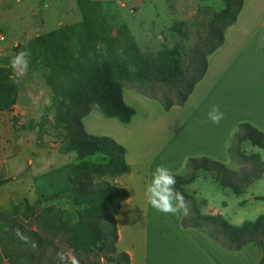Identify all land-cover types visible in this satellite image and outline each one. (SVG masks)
<instances>
[{"label": "rangeland", "instance_id": "rangeland-1", "mask_svg": "<svg viewBox=\"0 0 264 264\" xmlns=\"http://www.w3.org/2000/svg\"><path fill=\"white\" fill-rule=\"evenodd\" d=\"M87 1L91 4L89 13L84 16L77 0H0V35L4 37L0 42V68H12L10 61L15 54L25 50L30 53L27 71L19 67L13 70L17 89L15 104L0 112V181H6L0 186V213L28 204L38 208L56 206L68 210L74 219L76 216V208L67 196L53 195L66 190L57 172L68 164L79 163L78 153L67 138L63 117L68 104L67 87L79 76L64 65L52 63L49 46L54 43L61 46L74 66L86 67L90 72H96L99 64L123 57L131 59L130 68L134 69V53L130 51L128 38L138 54L158 56L164 49L175 50L176 57L185 66L191 48L206 34L211 15L225 6L223 0ZM259 54L264 55V52ZM260 63L262 65L244 67L234 62L223 74H218L220 77L213 82L206 100L185 126L186 129L196 127L192 134L198 139L192 140L203 145L190 148V158L205 157L221 162L220 152L211 151L212 155L204 142L207 136L214 134L217 125L208 117L213 105L219 106L222 120L227 119L225 122L248 121L264 133V126L257 124L264 117V60ZM136 85L134 82L123 89L153 93L147 86L138 89ZM175 91L167 94L173 99ZM155 93L160 96L161 91ZM178 122L165 116L163 131L158 134L159 144L167 140ZM245 150L259 153L264 161V151H257L250 145ZM224 154L223 164L238 171L240 166L229 160L225 149ZM89 160L97 163L100 159L95 156ZM162 161L160 159L161 164ZM162 166L170 168V164ZM185 167L176 173L186 174ZM41 175L56 183L57 189L51 191L52 195H32ZM29 179L31 183L27 182ZM184 191L193 197L201 215L219 214L233 226L264 217V201H254L255 196H264V175L239 197L221 188L212 173L203 171ZM243 200L246 204L239 206ZM200 202L205 205L199 206ZM5 231L0 227V236ZM65 257L61 264L72 262L70 250ZM0 264H7L1 244ZM99 264L112 263L101 260Z\"/></svg>", "mask_w": 264, "mask_h": 264}, {"label": "trees", "instance_id": "trees-1", "mask_svg": "<svg viewBox=\"0 0 264 264\" xmlns=\"http://www.w3.org/2000/svg\"><path fill=\"white\" fill-rule=\"evenodd\" d=\"M223 1L224 8L211 15L206 34L191 48L185 66L181 65L175 50L164 49L158 56L141 55L128 38L130 51L134 53V69L130 68L131 59L123 57L112 63L99 64L96 72H90L86 67L74 66L61 46L56 43L49 46L51 62L64 65L79 76L67 87L68 104L63 114L67 138L78 153L79 163L75 164L67 177L68 189L53 195L67 196L76 208V216L74 219L68 210L56 206L38 208L28 204L1 212L0 227L6 231L0 236V244L7 264H61L56 253L65 255L67 250L71 251L77 264H99L101 260L112 264H129L128 256L118 253L115 248V216L121 203L127 199L128 192L102 180L129 172L125 161L126 149L112 138L86 133L82 118L96 110L104 117L114 118L122 124L129 123L136 110L124 102L122 90L134 82H137L138 89L141 86L149 87L153 93L137 92L159 102L164 111L174 106H185L195 85L206 73L207 57L222 45L224 30L236 22L242 8L243 0ZM77 4L80 12L87 16L91 3L77 0ZM157 90L161 91L160 96H156ZM172 90H176L173 99L167 94ZM16 99L13 69L0 68V112L11 109ZM247 145L264 151V133L248 122H241L227 148L229 160L240 166L238 171L205 157L188 158L187 173L175 175V187L183 193L190 208V214L181 220L183 228L201 230L208 239L228 251H239L252 244L260 249V264H264V217L233 226L219 214L201 215L193 197L184 191L203 171L212 173L218 185L229 189L235 196L245 194L248 187L264 175L261 155L247 152ZM95 156L100 159L97 163L89 160ZM5 183L0 181V186ZM254 201H264V196H255ZM246 202L241 201L239 206ZM204 205V202H200L199 206ZM17 229L29 237L30 243L18 238ZM31 242L36 246L32 247Z\"/></svg>", "mask_w": 264, "mask_h": 264}, {"label": "crops", "instance_id": "crops-1", "mask_svg": "<svg viewBox=\"0 0 264 264\" xmlns=\"http://www.w3.org/2000/svg\"><path fill=\"white\" fill-rule=\"evenodd\" d=\"M223 38L222 45L207 57L206 73L195 85L185 106H174L169 111H164L157 101L126 88L122 90L124 102L136 110V115L129 123L122 124L114 118L104 117L95 110L82 118L86 133L97 137L108 135L106 137L112 138L126 149L125 161L130 168L129 172L116 178L104 177L102 180L128 192L127 199L121 203L115 216V248L118 253L128 256L129 264L261 262L262 254L258 247L248 244L239 251L225 250L208 239L201 230L183 228V217L165 215L154 210L147 203L145 196L146 185L151 181L157 166L170 164L169 170L174 175L183 176V172H176L186 166V161L192 154L188 150L195 145L203 147L198 141H193L198 139L192 134L196 127L186 129L185 126L206 100L204 98L213 82L220 77L218 74H223L234 62L244 67L262 65L260 62L264 60V55L259 52H264V0H243L236 22L224 30ZM165 116L179 122L174 130H171L167 140L159 144L158 134L163 131ZM252 119L258 121L255 117ZM222 121L224 122L216 125L214 134L207 136L204 142L208 152H220L221 163H224V149L227 151L233 132L235 133L238 124L244 121ZM263 123L264 117L257 122L260 126H264ZM186 131L188 132L182 135ZM160 159L163 160L162 164ZM74 166L68 164L62 167L60 173L57 172L59 182L65 189L69 187L67 177ZM44 177L45 175L39 177L32 195L47 197L52 195V190L57 189L56 183H52V178L47 180ZM27 182L31 183L30 179Z\"/></svg>", "mask_w": 264, "mask_h": 264}, {"label": "clouds", "instance_id": "clouds-1", "mask_svg": "<svg viewBox=\"0 0 264 264\" xmlns=\"http://www.w3.org/2000/svg\"><path fill=\"white\" fill-rule=\"evenodd\" d=\"M29 55L30 53L26 50L15 54L10 61V66L13 70L19 67L23 71H27ZM208 117L212 123L219 124L223 119V113L220 111L219 106L213 105L208 112ZM176 183V176L169 169L163 166H157L151 181L146 185L145 196L147 203L154 210L165 215L188 216L190 214L188 201L183 193L177 191L175 187ZM16 234L23 242L30 243L29 237L25 236L19 229H17ZM31 246L35 247L36 245L34 242H31ZM56 255L60 261L66 260L62 252H57ZM72 264H77L74 257Z\"/></svg>", "mask_w": 264, "mask_h": 264}, {"label": "built area", "instance_id": "built-area-1", "mask_svg": "<svg viewBox=\"0 0 264 264\" xmlns=\"http://www.w3.org/2000/svg\"><path fill=\"white\" fill-rule=\"evenodd\" d=\"M4 41V37L0 35V42Z\"/></svg>", "mask_w": 264, "mask_h": 264}]
</instances>
